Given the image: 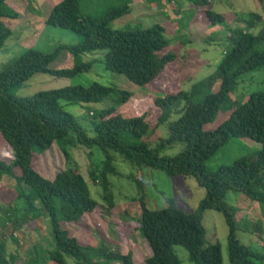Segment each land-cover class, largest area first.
<instances>
[{
	"label": "trees",
	"instance_id": "trees-1",
	"mask_svg": "<svg viewBox=\"0 0 264 264\" xmlns=\"http://www.w3.org/2000/svg\"><path fill=\"white\" fill-rule=\"evenodd\" d=\"M84 1L61 0L52 7L44 22L47 26L81 36L79 44L59 47L51 53L31 49L0 71V133L14 150L12 163L0 161V178L14 179L18 188L16 205L13 209L9 207L0 219V264H16L20 259L15 254L5 257L8 253L6 230L12 232L9 239L19 245L15 233L21 232L29 220L34 222L42 215L49 218L55 244V249L49 252L52 264H68L66 257L75 260L76 264H136L132 252L123 255L105 248L86 247L72 234L71 228L78 231L100 207L92 199L79 166L73 162L69 146L88 151L99 149L105 154V161L98 169L90 171L89 178L96 185L101 182L107 204L104 207L110 212L115 208V201L108 177L119 175L111 155L113 152L136 167L160 171L169 177L194 178L206 191L194 214L184 213L174 199H168V206L163 210H150L139 182L140 230L151 250L145 264H180L174 252L176 246L189 252L193 264H223L220 247L207 245L202 223L206 211H216L226 218L231 264H264V251L253 250L238 239L240 224L247 221H239L237 209L226 203L230 192L242 194L264 212V91L251 93L244 101L232 98L243 77L264 69V26L257 34L252 32L261 24V16L252 13L245 27L232 29L225 15L205 11V25H226L230 29L231 48L224 52L215 72L195 84L189 92L183 91L181 86L177 92L168 91L156 98L158 117L152 127L149 115L125 118L121 114L120 106L127 104L133 93L99 83L42 91L28 97L12 94L14 89L38 74L67 79L81 76L89 72L93 64L78 63L77 60L98 51L106 52V70L123 75L141 89L152 88L171 72L177 55L170 48L163 26L155 25L145 30L111 29L114 21L132 13V0H113L112 5L98 15L86 14ZM148 1L161 3V0ZM212 1L217 0H194L193 4L207 8ZM8 2L0 0V52L13 36L10 22L20 18L19 12ZM27 2L30 4L31 1ZM61 51H69L74 56L75 66L50 70ZM108 99L115 106L91 114L94 137H89L61 105V102L101 104ZM223 112L228 118L215 130H206ZM174 114L180 117L170 122ZM165 124L170 137L156 148L144 143L130 144L131 140L147 138ZM235 139H250L262 148L216 172L207 171L206 163ZM178 143L185 145L183 152L173 158L161 155L166 148ZM55 146L64 153L69 168L49 181L35 170L34 162L36 153L44 154ZM17 200L22 203L21 207ZM38 204L42 207L37 208ZM253 228L260 231L258 226L253 225ZM261 239L264 242L262 236ZM28 264L41 263L38 259H30Z\"/></svg>",
	"mask_w": 264,
	"mask_h": 264
},
{
	"label": "rangeland",
	"instance_id": "rangeland-1",
	"mask_svg": "<svg viewBox=\"0 0 264 264\" xmlns=\"http://www.w3.org/2000/svg\"><path fill=\"white\" fill-rule=\"evenodd\" d=\"M9 0V5L20 14L17 21L10 22L13 36L7 41L0 52V71L20 58L31 49L42 52H54L59 47L77 45L82 37L71 31L47 26L44 22L53 6L61 0ZM194 0H161L153 3L148 0H132V13L111 24L112 30H145L155 25H161L167 30L166 38L170 48L177 55V61L171 67L169 78L165 76L152 88L141 87L127 80L123 75L106 70L104 66L105 51H98L82 55L78 63H92V69L72 79L58 78L50 74H38L22 86L12 91L18 97L32 96L38 92L57 90L66 87H89L93 83L105 87L117 88L133 93L127 104L120 106V112L125 118L149 115L153 127L158 117L155 108L156 98H160L168 91L177 92L181 86L183 91L189 92L191 88L208 78L215 72L222 61L225 51L230 49V29L225 25L207 26L203 22L206 10L225 15L229 26L233 28L245 27L249 15L252 13L261 16L262 22L252 32L257 34L264 26V0H217L206 7L193 4ZM113 0H85L83 7L86 14L98 15L111 6ZM75 66V58L69 51H61L58 59L50 65V70L71 69ZM178 69V70H177ZM235 94L244 101L251 93L264 91V69L240 80ZM111 99L101 104H69L61 102L65 111L72 114L77 123L83 127L89 137H94L92 113L115 106ZM117 106V105H116ZM118 107V106H117ZM225 112L220 113L217 119L206 127V130H215L228 117ZM179 115H172L170 122L177 121ZM170 137L167 124L151 132L143 140H131L132 145L146 144L156 148L161 141ZM262 145L250 139H235L206 163L207 171L216 172L222 166H229L235 160L261 150ZM70 155L74 163L80 168L89 186L91 197L100 207L88 217L86 225H80L78 231L71 228L81 244L109 252L127 255L132 252L136 264H145L151 250L142 236L140 230L141 206L139 204L140 187L142 183L148 208L150 210H163L168 199H174L178 207L186 214L197 212L206 191L191 177H169L165 173L146 167H136L127 162L120 154L111 153L114 157V166L118 176L109 175L110 192L115 201V208L110 212L104 207V191L101 182L94 184L89 173L105 161V154L99 149L88 151L83 147L69 146ZM185 145L174 144L166 148L161 155L173 158L183 152ZM41 154V153H39ZM36 153L35 170L45 179L53 181L57 173L69 168L68 161L62 151L54 147L53 150L39 155ZM14 160V150L3 139L0 133V161L7 164ZM26 191V188H24ZM18 194L17 183L14 179L3 176L0 178V219L4 212L14 208L15 197ZM18 201V200H17ZM22 206L20 201L17 202ZM226 203L237 209V219L246 220L240 224L238 239L253 250L263 252L264 242V212L262 208L249 201L244 195L230 192ZM17 205V207H18ZM107 205V204H106ZM18 207V208H19ZM42 207L38 204L37 208ZM14 219V218H13ZM25 223V222H24ZM47 215L38 217L23 226L21 232L15 233L19 245L9 239L10 230H6L8 239L5 257L15 254L20 259L16 264H28L30 259L39 260L40 263L52 264L49 252L55 249L51 227ZM203 226L206 231L207 245H218L221 249L223 264H231L229 259V227L223 214L216 211H206L203 215ZM89 225V226H87ZM258 226L260 231H256ZM14 236V237H15ZM174 252L180 264H193L189 259V252L181 246L174 247ZM68 264H76L75 260L66 257ZM112 264H122L113 262Z\"/></svg>",
	"mask_w": 264,
	"mask_h": 264
}]
</instances>
